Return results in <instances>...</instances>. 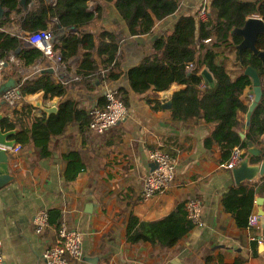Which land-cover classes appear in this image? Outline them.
<instances>
[{
  "label": "crops",
  "instance_id": "1",
  "mask_svg": "<svg viewBox=\"0 0 264 264\" xmlns=\"http://www.w3.org/2000/svg\"><path fill=\"white\" fill-rule=\"evenodd\" d=\"M45 1L50 5L58 2ZM178 2L176 12L156 20L152 30L142 35H132L115 4L105 0H88L89 10H99L91 25L70 31L69 26L61 27L56 18L50 20L49 28L58 43L71 33L83 31L92 32L97 44L100 39L116 43L119 47L116 72L120 73L117 80L104 79L111 67L103 62L107 56H99L96 49L85 47L65 60L69 79H63L55 61L44 55L27 66L14 53L13 59L8 60L9 65L0 69V83L14 77L22 86V81L38 78L45 70L53 68L54 71L49 72L67 85L64 97L47 98L44 91H39L22 95L16 107L4 105L1 111L12 119L19 112L23 113L27 106L33 107L32 116H41L46 113L41 111L38 103L57 101L58 106L65 98L75 99L80 108L90 112L92 107L101 106L107 91L117 89L119 95L121 89L129 91L126 117L103 133L89 127L82 130L80 123L74 122L62 135L52 139L50 156H43L32 144L21 146L16 143L13 148L20 146L18 151L7 148L8 168L15 179L0 189V239L6 264H44L42 254L57 243L59 226L49 223L42 233H37L35 217L41 211L53 209L61 212L57 221L59 225L65 222L70 228L82 232V257L71 260L70 264H264V176L241 183L254 189L251 214L261 216L258 229L249 227V220L246 227H241L223 204L225 193L241 184L236 183L233 169L224 166L228 160L223 159L222 144L216 141L207 143L217 123L207 122L201 116L187 120L173 118L172 96L186 88L184 83L174 82L166 90L150 89L142 94L131 88L129 70L148 56H161V51L155 48L156 41L161 37L166 39L183 15H195L201 21L198 11L205 3L210 10L208 20L212 14V0ZM39 6L40 0H31L27 9L22 6L21 12L13 11V21L5 25L1 23L2 30L13 35L26 34L28 31L21 29L17 21ZM5 15L0 22L4 21ZM103 32L114 38L102 37ZM19 39L21 48L36 47ZM212 42L205 43L209 47ZM214 49L218 53L216 62L224 65L233 78L244 73L245 66L238 59L237 45L223 44ZM88 52H93L92 58L100 70L80 77L77 70ZM251 89L252 85L247 86L241 94L248 106L254 99ZM168 102L172 103L170 107L166 106ZM246 113H242V124L237 128L239 132L246 133L248 129ZM32 116L23 117L25 125L32 122ZM255 138L254 144L261 154L251 156V163L264 160V133L258 129ZM155 148L173 156L176 177L166 191L143 199V180L152 171L150 153ZM243 150L245 156L247 148ZM74 151L81 154L85 167L70 182L66 180L69 166L66 155ZM191 198L202 202L200 223L174 246L165 248L151 242L128 241L132 215L142 221L159 220L176 211L180 204L186 205Z\"/></svg>",
  "mask_w": 264,
  "mask_h": 264
},
{
  "label": "trees",
  "instance_id": "2",
  "mask_svg": "<svg viewBox=\"0 0 264 264\" xmlns=\"http://www.w3.org/2000/svg\"><path fill=\"white\" fill-rule=\"evenodd\" d=\"M31 0H28L30 2ZM113 2L120 11L132 35H142L150 32L156 22L176 12L179 7L178 0H105ZM7 8L2 24L13 21V11L21 12L20 0H0ZM212 14L206 22L198 21L195 15H183L177 22L174 31L165 39L159 38L155 48L161 51V56L146 57L139 65L129 70L131 88L136 93H145L150 89L162 91L168 89L172 83H184L186 88L176 91L172 96L174 119L187 120L191 117H202L207 122H216L212 138L207 143L219 142L222 144L223 159L229 160L235 147L247 148L246 139L255 140L258 129L264 133V93L259 105L256 107L251 124L246 130L245 137L237 129L242 124V113L248 111V104L241 99V94L247 86L252 85V79L244 73L233 78L227 68L216 62L218 57L214 47L219 45L236 46L242 41L241 35L234 33L237 27L244 26L246 19L254 14L264 18V0H212L210 5ZM97 12L88 9V0H58L56 5H50L40 0V6L28 11L18 25L21 29L32 32L41 29H50L49 22L56 18L61 26L75 25L78 28L91 25L98 16ZM211 27V29H210ZM199 33V37H198ZM102 37L114 38L108 32ZM212 38L213 44L208 47L205 39ZM20 47L18 35L3 31L0 28V60ZM81 47L96 49L99 56L105 54L103 60L111 66L104 79L117 80L120 73L116 72L119 61V47L113 41L107 42L96 38L92 32L83 31L79 34L71 33L63 37L55 49H59L64 60L76 55ZM257 47L264 49V34L257 41ZM93 52L85 54L77 74L80 77L89 76L100 70V66L92 58ZM24 60L25 65L33 64L43 56L37 47H26L16 53ZM242 66L251 65L259 71L264 84V64L250 49L242 52ZM240 54L238 53V59ZM195 63L193 71L187 66ZM207 68L212 73L215 84L208 85L202 75ZM204 82V86L201 84ZM22 95L44 91L45 97H64L67 85L58 81L54 75L45 70L43 74L33 80L22 81L18 87ZM264 89V86H263ZM129 91L120 90V97L128 104ZM104 107L106 99H102ZM32 106L23 109L15 119L5 117L2 120L4 131L17 129L10 138L15 139L21 146L32 144L40 149L43 156H50L51 142L55 137L62 135L69 124L79 122L81 129L89 127L90 112L80 108L79 103L72 98L59 101L58 111L49 116H32ZM31 117L32 122L25 125L23 117ZM173 157L172 155H170ZM69 162L66 180L73 181L84 169L81 154L77 151L66 155ZM225 161V162H226ZM248 184L232 187L225 193L223 204L231 212L238 225L246 227L249 216L254 207L255 192ZM49 223L57 225L61 212L58 209L50 210ZM195 223L189 218L185 203L178 206L170 215L155 221H142L132 215L129 221L127 238L129 242H151L165 248L174 246L181 238L188 234ZM241 264V263H236Z\"/></svg>",
  "mask_w": 264,
  "mask_h": 264
},
{
  "label": "built area",
  "instance_id": "3",
  "mask_svg": "<svg viewBox=\"0 0 264 264\" xmlns=\"http://www.w3.org/2000/svg\"><path fill=\"white\" fill-rule=\"evenodd\" d=\"M209 7L207 3L203 4L198 11V18L201 21H207L209 15ZM1 21V19H0ZM0 28L3 29L0 22ZM24 34V33H23ZM18 34V37L30 45L38 47L43 55L52 59L58 65L57 70L62 71L60 76L63 79H69L66 73V63L62 53L55 49L58 44L54 33L50 29H41L37 31L27 32L26 34ZM212 38L205 39L209 43ZM21 42V40H20ZM56 43V44H55ZM14 52L11 51L8 56L0 60V67L5 60L13 59ZM196 67L195 63H190L187 68L193 71ZM56 69V67H55ZM104 73V70H102ZM75 78H79L75 76ZM201 86H204L202 82ZM19 85L10 89L5 95L7 104L10 107H16L22 99V94L18 89ZM106 104L102 106H94L90 110L91 122L89 129L97 133H103L108 129L117 125L122 121L127 113L128 107L124 100L120 97L117 89L107 91L105 95ZM20 146H16L15 151H18ZM244 150L235 147L232 157L224 166L228 169H233L242 160ZM150 160L156 163V168L152 170L143 180L141 197L148 199L153 195L166 191L176 177V162L173 157L165 153L161 148H155L150 153ZM189 218L195 223H200L202 215V202L198 198H191L186 202ZM261 216L253 213L249 216V227L258 229L260 227ZM49 225L48 211H41L35 217V231L42 233ZM58 241L55 245L48 247L42 254L44 264H70L73 259H80L83 254V236L78 229L70 228L65 222L61 223L57 229ZM0 264H6L2 248V240L0 239Z\"/></svg>",
  "mask_w": 264,
  "mask_h": 264
},
{
  "label": "water",
  "instance_id": "4",
  "mask_svg": "<svg viewBox=\"0 0 264 264\" xmlns=\"http://www.w3.org/2000/svg\"><path fill=\"white\" fill-rule=\"evenodd\" d=\"M20 4L24 7V9L28 8V0H20ZM6 9L0 3V19H2L5 15ZM62 27V26H61ZM70 31L76 29L75 25H71L67 28ZM66 29L63 30V34ZM234 33L241 35L242 41L237 45L240 54V61L243 64V56L242 52L244 49H250L254 55H256L264 64V49H259L257 47V41L261 35L264 34V18L261 16H250L246 19L244 26L237 27L233 30ZM61 34V35H63ZM56 40V37L55 39ZM21 50V47H18L15 51L18 53ZM9 65V61L5 60L0 67H7ZM49 71L53 72L54 69L51 68ZM244 74L249 75L253 81L251 93L254 94V99L249 105L248 111L246 113V126L249 127L251 124L252 115L259 105L261 98L264 93L263 89V80L259 71L256 70L251 65L245 66ZM202 75L205 79V82L208 85H214L215 79L207 68L202 70ZM19 80L14 77H10L6 80H2L0 83V189L8 184H10L15 176L10 172L8 168L9 156L7 152V148H13L17 141L15 139H11L10 136L17 131L9 130L4 131L2 128V120L7 117L2 111L1 108L7 104L6 99H4V95L12 88L18 86ZM171 102L166 103V106L170 107ZM41 111L45 112L47 115H51L58 111L57 101L52 102L51 104H37ZM242 137H245V133L241 132ZM247 151L245 156H243L240 163L233 168V175L237 184H241L243 181H254L261 176H264V160L257 161V163H251V156H260V149L254 144V141L251 139H246ZM152 170L156 168V163H152Z\"/></svg>",
  "mask_w": 264,
  "mask_h": 264
},
{
  "label": "rangeland",
  "instance_id": "5",
  "mask_svg": "<svg viewBox=\"0 0 264 264\" xmlns=\"http://www.w3.org/2000/svg\"><path fill=\"white\" fill-rule=\"evenodd\" d=\"M243 71V70H242Z\"/></svg>",
  "mask_w": 264,
  "mask_h": 264
}]
</instances>
